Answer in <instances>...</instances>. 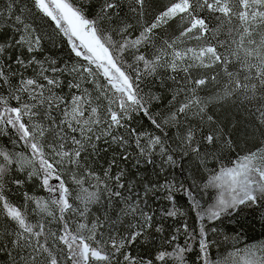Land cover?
Returning a JSON list of instances; mask_svg holds the SVG:
<instances>
[{
	"label": "trees",
	"instance_id": "1",
	"mask_svg": "<svg viewBox=\"0 0 264 264\" xmlns=\"http://www.w3.org/2000/svg\"><path fill=\"white\" fill-rule=\"evenodd\" d=\"M66 1L118 58L136 101L123 109L35 0H0V106L26 114L21 121L29 142L57 164L70 187L60 217L28 145L11 126L0 125L6 168L0 175V264H69L64 229L94 242L106 257L97 264H177L181 254L185 264H203L193 188L264 143V89L238 62L245 44L264 38V26L243 20L248 0H186V12L163 21L161 13L180 0ZM195 20L202 30L193 29L197 40L189 44L213 47L219 56L204 75L170 64L171 48ZM228 73L237 77L226 79ZM110 96L116 107H108ZM71 107L80 110L78 120L70 118ZM74 181L96 192L83 211ZM6 207L32 221L29 230ZM206 231L210 252L223 256L264 240V196Z\"/></svg>",
	"mask_w": 264,
	"mask_h": 264
},
{
	"label": "rangeland",
	"instance_id": "2",
	"mask_svg": "<svg viewBox=\"0 0 264 264\" xmlns=\"http://www.w3.org/2000/svg\"><path fill=\"white\" fill-rule=\"evenodd\" d=\"M35 2L37 8L61 30L74 53L85 62V66H91L94 70L97 69L107 85L111 86L117 93L118 97H115V99L117 101L119 99L121 107L126 109L132 105L136 101V96L130 78L122 70L118 58L114 56L108 44L97 35L92 23L84 19L66 0H35ZM242 7V17L245 23L258 29L264 26V0H248L245 1ZM187 9L188 2L180 0L162 12L159 20L163 21L180 16ZM202 25L201 21L195 20L192 28L184 32L181 39L174 43L170 50V64L175 63L181 68L199 69V75L206 74L204 70L215 68L214 65L219 62V56L213 47H199L197 45L194 47L189 44L197 40L196 36L192 35L193 29L202 30ZM245 45L243 46L245 50L241 51V57L238 60L239 68L249 77L250 82H254L261 89H264V38L262 37L261 40L253 42V45L252 42ZM85 71L90 72L87 68ZM219 71L225 73L223 69H219ZM225 77L232 81L237 76L234 75L231 78L230 73H228L225 74ZM236 82L238 83L240 80L237 79ZM197 83L201 84L202 79L198 80ZM230 91L233 94L232 87H230ZM255 97L258 96L253 92L252 98L255 99ZM108 105V107H116V103L111 96L108 99ZM25 116L26 114L19 110L0 106V125L11 126L22 141L28 145L27 148L29 147L31 153L30 160L39 168L47 194L52 201L59 205L58 210L60 217H62L67 210V189H70V187L61 176V170L57 164H52L46 157L44 159L38 149L29 142L30 136L21 121V118ZM79 117H81L80 110L71 107L70 118L78 120ZM261 118L264 125V116ZM257 149L240 156L226 167L218 168L214 174L208 176L206 182L200 188H193L194 205L200 224L203 264H264V240L255 243L244 242L229 249L223 256L216 253V251L213 254L210 252V242L206 241L208 232H203V227L209 226V223L241 205L253 204L258 198L264 196V143ZM3 157L2 164L4 162L9 163V159L5 155ZM1 166L0 175L6 172V168ZM28 168L31 170V166H28ZM75 185L80 188V191L77 195L75 193L74 196L79 202L81 211H83L87 206L85 204L91 202L96 192L79 182H75ZM40 205L47 208L49 204L40 200ZM6 211L23 229L29 230L32 221L25 222L23 215L14 208L6 207ZM76 227H78V223H76ZM210 228H208L209 232ZM81 232L72 231L70 233L68 229L63 230L60 240L66 249L65 262L69 260V264H97L106 261V257L100 253L97 247H94V242L90 246L88 243L91 240L82 236ZM212 250H215V248H212ZM176 261H178L177 264H185L182 254Z\"/></svg>",
	"mask_w": 264,
	"mask_h": 264
}]
</instances>
